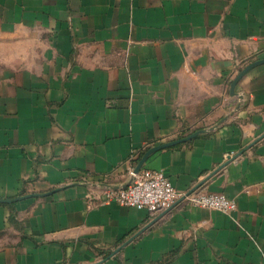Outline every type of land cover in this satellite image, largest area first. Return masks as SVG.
<instances>
[{
    "label": "crops",
    "instance_id": "0c3cea01",
    "mask_svg": "<svg viewBox=\"0 0 264 264\" xmlns=\"http://www.w3.org/2000/svg\"><path fill=\"white\" fill-rule=\"evenodd\" d=\"M264 0H0V264H264ZM148 156L179 193L103 196Z\"/></svg>",
    "mask_w": 264,
    "mask_h": 264
},
{
    "label": "built area",
    "instance_id": "2783aa9c",
    "mask_svg": "<svg viewBox=\"0 0 264 264\" xmlns=\"http://www.w3.org/2000/svg\"><path fill=\"white\" fill-rule=\"evenodd\" d=\"M130 183L120 189H106L103 196L107 200L146 210L150 214L162 212L185 200L199 209H209L231 215L236 210V203L222 193L187 194L177 192L162 171L142 168L138 173L129 169Z\"/></svg>",
    "mask_w": 264,
    "mask_h": 264
},
{
    "label": "water",
    "instance_id": "95a60500",
    "mask_svg": "<svg viewBox=\"0 0 264 264\" xmlns=\"http://www.w3.org/2000/svg\"><path fill=\"white\" fill-rule=\"evenodd\" d=\"M260 64H264V59H260V60H257V61H254L248 65H246L243 69H241L239 71V73L234 77V79L232 80L231 84H230V94L231 95H235V87L237 85V83L240 81V79L252 68H254L255 66H258ZM205 131L204 130H199V131H196L186 137H183V138H180V139H177V140H174V141H170V142H167V143H163V144H160V145H156V146H153L151 148H149L142 156L141 158L139 159L138 163L136 164L135 168H134V173H138L142 167L144 166V163L145 161L147 160L148 156L151 155L152 153H155L157 151H160L162 149H166V148H169L171 146H174V145H177V144H180V143H183V142H186V141H189L191 139H193L194 137L204 133ZM23 198H26V196H20V197H17V198H14V199H0V203H13L15 201H18V200H21Z\"/></svg>",
    "mask_w": 264,
    "mask_h": 264
}]
</instances>
